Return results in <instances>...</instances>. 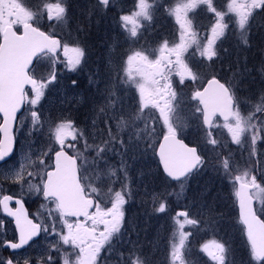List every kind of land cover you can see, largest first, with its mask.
I'll return each instance as SVG.
<instances>
[{"label": "snow or ice", "instance_id": "6c2138e0", "mask_svg": "<svg viewBox=\"0 0 264 264\" xmlns=\"http://www.w3.org/2000/svg\"><path fill=\"white\" fill-rule=\"evenodd\" d=\"M202 6L210 17L203 36L201 26L190 16ZM154 7H159L158 0H132L128 11L119 7L117 25L127 33L126 39L138 42L143 22L153 20ZM93 9L107 14L117 9V0H95L87 13L89 18ZM67 11L66 0H41L35 8L27 5L25 0H0V37L3 40L0 43V116L3 118L0 124V133L3 134L0 163L7 164L14 155L11 125L25 105H30L28 111L34 131H42L47 125L44 133L47 144L38 151L32 169L28 170L24 163H20L18 170L13 165L5 174L6 180L20 188L19 196L0 195V208L14 218L18 239L0 238V250H10L8 258L0 255V264H20L18 250L31 247L35 238L41 236L45 240L49 237L57 239L42 250L34 264H100L101 253L114 250L113 240L122 239L130 223L125 216V205L132 196L130 186L118 179L113 180V177L122 173L127 181L128 167L124 157L128 151L154 149L152 137L160 133L162 140L157 154L163 173L170 182H175L179 191L165 188L153 192L151 212L167 214L170 220L169 264H186L184 250L195 235V231L187 229L191 226L198 231L202 217L211 209L206 212L203 204L196 208V201L187 200L185 193L188 181L208 166V160L199 144L190 146L179 138L181 127L175 120L179 103L174 77H178L181 87L197 85L198 81L207 79L206 85L201 83L194 88L190 100L195 117L201 121V139L211 150L215 151L219 143L214 132L219 128L226 130L236 145L243 142L246 134H251L249 160L260 155L256 146L258 141H264V118L257 113H264V91L254 110L243 115L236 85L222 82L211 66L219 58L218 44L231 26L241 30L243 43L248 45L244 33L250 32L257 15H264V0H226L225 8H218L214 0H180L174 7H167L165 11L175 18L179 27L178 40L165 39L154 49L132 51L122 61L124 77L119 75V64L113 69L116 75L111 77L129 87L134 86L138 106L136 114L129 119L139 120L140 114L147 110L149 116L145 118L144 128L130 132L125 140L120 133L124 131L126 121L117 117L115 112L109 114L101 106L99 111L104 114V128L99 132V143L96 137L89 143L83 129L77 127L71 116L54 122L45 118L41 111L46 90L57 81L56 66L63 63L67 71L75 72L86 57V49L78 42H64L42 30L41 21L45 16L51 27L52 22L64 20ZM20 27L23 32L18 35ZM80 30L83 31V27ZM44 60L49 65L46 74L41 71ZM199 65H204L208 72L202 74ZM77 83L75 79L71 81L73 87ZM105 91L107 107L111 108L114 103L111 98L116 92L107 88ZM120 111L124 112L123 105ZM113 120L117 121L119 132L113 131ZM95 124L96 120H93ZM141 141L144 142L142 149ZM110 155L121 157L119 169L109 163ZM216 155L215 171L231 185L240 221L246 230L250 245L249 264H264V219H261L264 215V170L260 172L258 182L257 175L252 174L256 170L254 165L241 169L232 163L230 157L219 159L220 153ZM118 182L120 190L115 189ZM104 187L110 194L108 200L101 198ZM25 194L41 197L40 208H47V214L38 210L30 218L24 211L22 197ZM13 200L17 206L15 209L10 207ZM173 203L175 211H172ZM193 208H196L195 212ZM127 243L130 247L126 252L118 253L115 264H146L139 255L137 242L129 240ZM200 251L206 254L208 264H229L230 249L223 243L209 241L201 246ZM23 264H33V261L25 257Z\"/></svg>", "mask_w": 264, "mask_h": 264}, {"label": "rangeland", "instance_id": "374dc122", "mask_svg": "<svg viewBox=\"0 0 264 264\" xmlns=\"http://www.w3.org/2000/svg\"><path fill=\"white\" fill-rule=\"evenodd\" d=\"M177 2H180V0H158L159 7H154L153 9V20L143 22L144 27L142 28V34L138 42H133V39H126L127 33L122 32L117 25L119 7H124L125 11L130 10L132 7V0H117V9L110 10L107 14L93 9V15L90 18L87 13L91 6L95 4V0H66L68 11L64 20L54 21L52 22V26L49 27V22L45 16L41 21L42 28H47L51 34L61 38L64 42H78L82 47L88 50V47L92 45L86 46L91 40L99 37L101 41L97 43L95 39L94 44H98V46H92L94 50L90 51L89 49V51H86L85 60L77 71H67L63 63L56 66L58 72L57 81L49 86L42 100L41 111L44 117L55 122L61 117L71 116L73 120L75 119L74 121L77 127L83 129L85 135L88 137L89 143H92L93 137H96V142L99 143V132L104 128V114L99 111L101 106H104L109 114L115 112L117 117L126 121L124 131L120 133L125 140L128 139V134L130 132L134 133L137 128L143 129L145 118L149 116V113L146 110L145 113L140 114L139 120L129 119L130 116L136 114V107L138 106L136 90L134 86L129 87L127 84L113 80L111 77L116 75L113 69L119 64V75L124 77L122 61L126 59V56L132 51L141 48L148 50L154 49L165 39L169 41L178 40L179 27L175 23V18L168 15L165 11L167 7H174ZM25 3L35 8L41 3V0H25ZM214 3L218 8L226 7V0H214ZM114 16L116 19H114ZM190 16L201 26L200 33L203 36L210 22V17L206 9L202 6L195 13H190ZM81 27H83V31L80 30ZM253 28L256 29V36L258 38L260 37L258 30L262 33L263 29L262 34H264V15H257L253 19L251 29ZM19 29L20 28H18V30ZM244 35L248 40V45L243 43L240 29L235 27V25L229 28L226 36L223 37L218 44L220 55L219 58L212 63L211 70L224 82H230L236 85V93L241 101V112L243 115H247L250 111L254 110L255 105L259 102L261 92L264 91V73L262 70L264 63L262 46V44L264 45V36L261 35V39L259 43H257V41H249L250 38L254 40L253 38L255 37L252 31H246ZM1 38L2 37H0V40ZM103 38L105 41L102 40ZM252 48L254 52L249 51L252 50ZM253 53L257 55L255 59V54ZM60 59L63 60L62 55ZM189 59L191 60L192 58L189 57ZM193 62L195 63V61ZM204 64L206 65L207 62H204ZM48 69V62L44 60L41 71L46 74ZM198 70L202 74L208 72V69H206L204 65H199ZM73 79L78 81L77 85L74 87L71 84ZM174 80L176 82L179 103V110L175 114L176 123L181 127L179 137L194 143L191 145L199 144L201 151L208 160V166L202 169L199 174L192 176L188 181L185 196L187 197L188 190L194 187L193 190H196L198 193L200 192L199 200H201L203 192L200 188L197 189L194 186L196 181L200 178L208 180L209 178L219 176L215 171V166L218 161L216 153H220L219 159L230 157L232 163L241 169L254 165L256 170L252 174L257 175L258 182H260V172L264 170V141H258L256 147L260 155L252 157L250 161L251 134H246L243 142L240 145H236L231 142V137L227 134L226 130L217 128L214 129V132L219 143L215 151L211 150L210 146L201 139L203 136L200 127L201 121L195 117L193 102L190 100L194 88L201 83L204 85L207 79L205 78L202 81H198L197 85L189 84L184 87L179 85L178 77H174ZM88 87H91L92 90L99 94L102 92L104 93L101 98L93 100L92 110L88 109L90 101L85 93ZM106 88L116 92V95L111 98L114 102L111 108L107 107V92H104ZM121 105H123L124 108L123 113L120 111ZM29 108L30 105H28L27 110L17 123L15 130L16 139L14 138L16 142L14 155L7 164L0 165V189H2L0 195H3L4 191L7 189L15 193L20 192L19 186L4 178L6 172L13 165H15L18 170L20 163H24L25 167L31 170L33 161L38 159V151L47 144V137L44 134L47 132V125H44L42 131H34L30 112L28 111ZM257 116L264 118V113H257ZM93 120H96L95 126L93 125ZM116 123L117 121L113 120L112 128L114 132H119L116 128ZM161 137L162 133L152 137L154 149L148 148L147 151L130 149L124 157L128 167L129 179L125 181L121 173L118 177H113V180L118 179L121 182L129 184L132 196L125 205V208L129 205L131 209L135 204L138 215L141 217L143 216L144 221L147 223L146 227L155 226L156 230L153 231L155 235L153 237V243L150 246H152L153 250L156 252V257H165V263L169 264L168 251L171 247L172 237L170 220L167 214H153L151 212V194L155 191L149 190L146 194V192L141 191L142 186L140 189L138 188L139 185L137 183L144 171L149 172V175H153L157 173V169L160 170L158 160L155 156V148ZM143 146L144 142L141 141V149ZM91 155L92 154H90V156ZM109 163L119 169L121 157L110 155ZM165 179L169 185L167 188L168 191H179L175 182H170L166 177L164 180ZM107 183L108 181L106 180L105 184ZM218 184L220 185L221 194L224 196L221 207L222 212L228 213L229 216V213L231 214L234 209L236 211V200L233 195V189L226 180H222L221 178L218 179ZM120 187L121 184L119 182L115 184L116 190H120ZM24 190L25 193H27V185L24 186ZM30 196L33 195L30 194ZM101 198L104 200L110 198V194L107 193L106 187L103 189ZM171 199L173 202L175 201V197ZM175 207L176 205L173 203L172 211H175ZM37 208L39 210L38 206ZM257 208H259V204H257ZM40 210L43 214H47V208H40ZM138 215L136 216L138 217ZM209 216L210 213L202 217L198 231L191 228V226L187 229L195 231V235L191 238L184 250L186 264H208L206 254L200 251L201 246L212 240L222 243V236L219 232H216L217 226L219 228L221 227L220 223L222 220L219 218L212 219L211 217L209 219ZM261 217L264 218V215ZM127 220L130 223L128 224V230L125 232L124 237L122 239L117 238L113 240L114 250L111 253L107 251L101 253L100 264H115L118 253L122 252L125 245L128 244L127 242L130 235L129 229L131 231V229L135 228L134 218L131 216V212L127 214ZM2 222L3 221L0 220V229H5V225L2 224ZM216 223L219 224L216 225ZM233 223L237 226L241 237H238V241L236 239L230 240L228 245V249H230L228 261L229 264H244L243 261L245 260L242 257V250L248 246L250 251V246L245 236V230L237 216V211L235 222ZM55 239L57 238L49 237L45 240L44 237L41 236L40 240L33 243L31 247H28L22 255L19 256V261L23 263L25 257H30L34 264L37 256L42 250L46 249ZM222 240H224V237ZM68 251L71 252V249H68ZM1 252L2 250H0V255ZM53 254L59 255L57 253ZM72 259L74 260L75 257L72 256ZM249 259L248 257V260ZM246 264H249V262L247 261Z\"/></svg>", "mask_w": 264, "mask_h": 264}, {"label": "trees", "instance_id": "16d2710c", "mask_svg": "<svg viewBox=\"0 0 264 264\" xmlns=\"http://www.w3.org/2000/svg\"><path fill=\"white\" fill-rule=\"evenodd\" d=\"M43 29H46V28H43ZM95 39L97 43L101 41L99 37ZM95 39L91 40L86 47H88L89 45L97 47L98 44L96 45L94 44ZM102 40L105 41L104 38ZM92 46H89L88 50L86 49V51H89V49L90 51L94 50L92 49L93 48ZM81 79H84V78H81ZM85 93L90 101V105L88 109H91V110L93 109V100H97L101 98V96L104 94L103 92L99 94L98 92L92 90L91 87H88V90H86ZM186 142L188 144H194L189 141H186ZM157 170H158L157 173L153 175H149L150 173L146 171L143 172L142 176L137 181L139 185L138 188L140 189V187L142 186L141 191H144L147 194L149 190L156 192V191H160V190H164L165 188H168L169 185L167 184V180L166 179L164 180L165 178L164 175H162L159 169ZM219 178L220 176H215L214 178H209L208 180H204V178L198 179L196 183L194 184V186L197 189L200 188L201 191L203 192V195L201 196V200H199L200 192L198 193L196 190H193L194 187L191 190H188L187 200L189 201L195 200L196 208H198L201 204H203L205 206L206 211L207 209H211L210 217L212 219L219 218L220 220H222L220 223L221 227L219 228L217 226L216 232H219L222 238L224 237V240H222L221 238V241L225 245V247L228 249L230 240L236 239L238 241L239 240L238 237H241V234L239 233L237 226L233 223L235 222V215H236L235 209L233 210L231 214L229 213V216H228V213L222 212L221 207L224 201V196L221 194V190L219 188L220 187V185L218 184ZM196 208H193L192 211L195 212ZM130 212H131V216H133L134 218L135 228L131 229V231L129 229L130 235H129L128 241L131 240V241L137 242V245L139 248V255L144 258V260L146 261V264H166L165 257H162V258L156 257V252L153 250L152 246H150L153 243V237L155 235L153 231L156 230L155 226L152 225V226H149L148 228L146 227L147 223L146 221H144L143 216L141 217L138 215V212L135 209V204L133 205L131 209L129 208V205H127V208H125L126 219H127V214ZM136 215H138V217ZM261 218L264 219L263 217ZM217 224L219 223H216V225ZM129 247H130L129 244L125 245V248L123 249V251L126 252ZM242 251H243L242 257L245 260L243 261V263L246 264L247 261L248 262L250 261V259L248 260V257L250 258V251H249L248 246L245 247Z\"/></svg>", "mask_w": 264, "mask_h": 264}, {"label": "flooded vegetation", "instance_id": "af4514ba", "mask_svg": "<svg viewBox=\"0 0 264 264\" xmlns=\"http://www.w3.org/2000/svg\"><path fill=\"white\" fill-rule=\"evenodd\" d=\"M250 31H252V34H253L255 37L253 38L254 40H252V39L250 38L249 41H251V42H252V41H257V43H259V40L261 39V35L264 36V34H262V33H263V29H262V33L259 32L260 30H258V34H259V36H260L259 38L256 36L257 31H256L255 28L251 29ZM18 32H20V29H19ZM263 41H264V37H263ZM263 41H262V42H263ZM262 46H263V62H264V45L262 44ZM249 51H253V52H254L253 48H252V50H249ZM253 54H255V55H254V59H255V57H256L257 55H256V53H253ZM263 66H264V63H263ZM28 91H29V93H30V91H31L30 88L28 89ZM27 107H28V105H25V106L23 107L22 112L17 116V121H16V125H15V130H16V127H17V123L19 122L20 118L22 117V115H23V114L25 113V111L27 110ZM0 122H1V118H0ZM15 130H14V135H15ZM15 139H16V138H15ZM15 144H16V142H15ZM15 147H16V145H15ZM14 151H15V148H14ZM13 153H14V152H13ZM9 160H10V159H9ZM9 160H8V161H9ZM0 165H3V163L0 164ZM6 194H14V195H16V196H19V192H16V193H15L14 191H11V190H9V189H7L6 191H4L3 195H6ZM22 200H23V202H24V207H25L27 213L29 214L30 218H31L34 214L37 213V211H38L37 206L39 207V211L41 212V210H40V204H41V202H43V200H42L41 197H37V196H35V195L30 196V194H26V195H24V196L22 197ZM10 207H12L13 209H15L17 206L15 205V202H14V203H11V204H10ZM0 220H2V221H3L2 224L5 225V229H0V238H6V239H9V240H16V239L18 238V236H17V232H16V228H15L14 222H13V220H12L11 218L7 217V216L4 214V212L2 211V208H0ZM40 238H41V237H39L37 240H35V243H36L38 240H40ZM32 244H33V243H32ZM27 248H28V247H26V248H24V249L18 251V253H17L18 257H19L20 255H22V253H23ZM2 254H3V256H4L5 258H8L9 255H10V250H2L1 255H2ZM19 262H20V261H19ZM20 264H23V263L20 262Z\"/></svg>", "mask_w": 264, "mask_h": 264}, {"label": "water", "instance_id": "95a60500", "mask_svg": "<svg viewBox=\"0 0 264 264\" xmlns=\"http://www.w3.org/2000/svg\"><path fill=\"white\" fill-rule=\"evenodd\" d=\"M22 32H23V29L21 30V33L20 34H22ZM18 34V33H17ZM19 35V34H18ZM3 42V40H2V38H1V41H0V43H2ZM207 82V81H206ZM206 82H205V84L204 85H206ZM22 111V110H21ZM20 111V112H21ZM20 112H18L17 113V116H18V114L20 113ZM1 117V122H0V124H2L3 123V118H2V116H0ZM16 121H17V119H16ZM16 121L11 125V127H12V129H13V137H14V129H15V124H16ZM180 138V137H179ZM0 139H3V134L2 133H0ZM180 139H182V138H180ZM162 140V137L159 139V141H158V143H157V146H156V148H155V156H156V158H157V160H158V163H159V166H160V169H161V172L163 173V169H162V165H161V163H160V160H159V156H158V154H157V152H158V149H159V142ZM182 140H184V139H182ZM186 143V142H185ZM14 146H15V139H13V151H14ZM190 146H192V145H190ZM0 164H2V163H0ZM163 175L165 176V174L163 173ZM166 177V176H165ZM167 178V177H166ZM168 179V178H167ZM11 203H14V200L11 202ZM10 203V204H11ZM236 209H237V215H238V218H239V220H240V217H239V207H238V204L236 203ZM2 211H3V209H2ZM24 211L25 212H27L26 211V209H25V207H24ZM4 212V211H3ZM4 214L7 216V217H9L5 212H4ZM9 218H11L12 220H13V222H14V225H15V220H14V218H12V217H9ZM262 219V218H261ZM241 222V221H240ZM242 224V223H241ZM242 226H243V224H242ZM243 228H244V226H243ZM244 230H245V228H244ZM17 236H18V233H17ZM245 236H246V239H247V235H246V230H245ZM18 239V238H17ZM38 238H35V240H37ZM247 242H248V240H247ZM31 243V242H30ZM249 244V243H248ZM250 246V245H249ZM22 250V249H21ZM18 251H20V250H18Z\"/></svg>", "mask_w": 264, "mask_h": 264}, {"label": "bare ground", "instance_id": "6f19581e", "mask_svg": "<svg viewBox=\"0 0 264 264\" xmlns=\"http://www.w3.org/2000/svg\"><path fill=\"white\" fill-rule=\"evenodd\" d=\"M161 170V169H160ZM163 174V173H162Z\"/></svg>", "mask_w": 264, "mask_h": 264}]
</instances>
